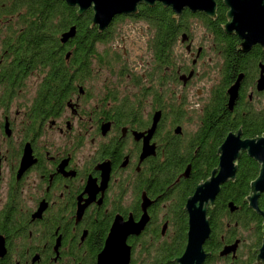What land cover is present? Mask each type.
Masks as SVG:
<instances>
[{
    "label": "flooded vegetation",
    "instance_id": "flooded-vegetation-1",
    "mask_svg": "<svg viewBox=\"0 0 264 264\" xmlns=\"http://www.w3.org/2000/svg\"><path fill=\"white\" fill-rule=\"evenodd\" d=\"M213 2V18L183 6L175 19L140 1L100 30L90 7L65 3L73 16L47 60L25 27L0 25V264H178L186 198L218 171L217 148L238 127V139L264 133V48L237 50L243 38L221 28L228 7ZM87 32L98 34L84 51ZM243 156L258 173L239 149L204 204L196 264H264L250 181L241 204L221 195Z\"/></svg>",
    "mask_w": 264,
    "mask_h": 264
},
{
    "label": "water",
    "instance_id": "water-1",
    "mask_svg": "<svg viewBox=\"0 0 264 264\" xmlns=\"http://www.w3.org/2000/svg\"><path fill=\"white\" fill-rule=\"evenodd\" d=\"M67 5L76 6V14L90 7L92 9L91 23H95L100 30L106 26L110 18L115 13L134 12L137 2L152 4L159 1L162 5H169L175 12L173 17L183 6L191 10H204L211 18L214 17L213 0H64ZM228 7L225 12L226 22L221 25L225 32H236L239 37L243 38L242 42L236 45L237 50H246L249 44L257 41L261 48H264V0H222ZM227 17L230 19L227 21ZM90 23V24H91ZM89 24V26H90ZM233 29V31H231ZM74 33V25H70L67 30L60 34V40L65 41ZM231 89H234L231 86ZM234 91V90H233ZM156 117H154L155 120ZM154 122V121H153ZM239 127L236 135L229 132L217 150H220L218 158V171L215 175L211 170L209 178L204 182H198L191 196H187L185 206L188 209V231L187 244L181 257L175 258L178 264H196L200 261L203 254L200 249V240L208 232L207 221L204 218V204L207 200L211 201L217 190V185L228 177L233 176L235 165L232 160L237 157L239 149H246L247 153L259 162V170L254 179L250 180V191L245 200L248 205L255 211L261 213L264 220V213L257 207V196L264 189V133L260 137L238 139ZM138 224V223H137ZM119 224H115L111 230V235L119 234ZM264 255V235L256 255V260L260 262Z\"/></svg>",
    "mask_w": 264,
    "mask_h": 264
},
{
    "label": "trees",
    "instance_id": "trees-1",
    "mask_svg": "<svg viewBox=\"0 0 264 264\" xmlns=\"http://www.w3.org/2000/svg\"><path fill=\"white\" fill-rule=\"evenodd\" d=\"M13 15L12 22H3L0 25H15L25 27V34L29 37L28 48L35 50V56L39 60L51 58L48 51L57 45L55 34L66 26L72 19L73 12L63 0H0V13ZM87 14V13H86ZM84 14L78 22L79 26L87 23V16ZM27 27V29H26ZM24 34V33H23ZM98 33L87 32L84 34L82 46L86 51L88 42L93 35ZM22 40L19 39V42ZM54 57L58 55L54 54ZM55 65V63H54ZM257 172V164L250 158L243 156L237 163L234 182H229L222 189L221 195L232 197L235 203L241 204L242 197L247 194L248 183L254 178ZM258 205L264 207V192L258 197ZM241 217H247V207L242 206Z\"/></svg>",
    "mask_w": 264,
    "mask_h": 264
}]
</instances>
